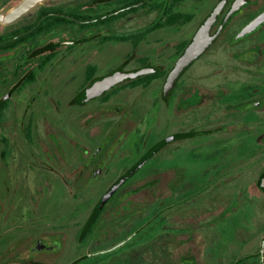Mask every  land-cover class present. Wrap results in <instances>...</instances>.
<instances>
[{
	"label": "flooded vegetation",
	"instance_id": "obj_1",
	"mask_svg": "<svg viewBox=\"0 0 264 264\" xmlns=\"http://www.w3.org/2000/svg\"><path fill=\"white\" fill-rule=\"evenodd\" d=\"M218 5L215 38L167 89ZM263 14L264 0H48L0 25V264H200L183 250L202 233L208 259L232 205L207 199L264 154V19L244 30Z\"/></svg>",
	"mask_w": 264,
	"mask_h": 264
},
{
	"label": "rangeland",
	"instance_id": "obj_2",
	"mask_svg": "<svg viewBox=\"0 0 264 264\" xmlns=\"http://www.w3.org/2000/svg\"><path fill=\"white\" fill-rule=\"evenodd\" d=\"M17 1L18 0H11L0 7V9L13 5ZM111 64H113V62H111ZM205 151L211 152L210 148L207 145L206 147H203L202 150H199L198 148V150L196 151L193 150L192 152L187 153L186 156L191 161L188 168L189 171L195 173L201 167L205 168L211 163V155H208V152L205 153ZM255 163V168L253 170H249V183H247V176L246 178L245 176H243V178L239 181L240 185L236 183L226 185L223 184V187H221V190H219V193L221 195L218 196V200L216 199L217 197L215 195L207 199L208 207H211L212 205H218V207H215V209H213L217 210L218 213L222 210H224L225 213L227 207H229L230 205H232L233 207L232 203H234V207H230V213L226 214L225 218L218 222L219 226L223 229V232L221 234V241L219 242L217 248L211 250L213 256L210 251L207 252L208 259H206L203 255V250L205 248L204 246H206L203 245V233H199L200 235L196 237V244L193 242L187 244L188 248H192V250H183L188 252L187 254H190L192 252L195 253L199 259L200 264H259L260 260L258 257V251L260 248L261 240L264 237V193L261 192L258 188L256 180H258V176L260 175V173L264 171V154H256ZM241 180L243 181V183H241ZM212 187V185L209 186L208 190H210ZM48 188L49 198L52 202L60 199V195L63 192L62 187H54L52 190H50L51 186H48L47 189ZM208 190L203 189L202 192L204 193V191ZM196 195H194L196 196L195 198L198 197V194ZM83 199H85V197L81 196L79 201L81 222L87 215V212L91 205L90 202ZM146 201L147 200L145 199V197H143V203H145ZM200 209L202 208H195L193 210V214L198 215ZM114 231L115 228L112 230V234H114ZM115 235L116 232L114 236ZM126 241L127 240H124L123 242L125 243ZM151 244L152 242L150 241L142 247L144 248ZM92 247L93 243L91 245V248ZM134 249L141 250V247H137L134 244L128 245L126 249L127 257L136 256L135 254L137 253V251H134ZM147 253L148 252H146L145 254L147 255ZM210 256L213 257V259Z\"/></svg>",
	"mask_w": 264,
	"mask_h": 264
},
{
	"label": "water",
	"instance_id": "obj_3",
	"mask_svg": "<svg viewBox=\"0 0 264 264\" xmlns=\"http://www.w3.org/2000/svg\"><path fill=\"white\" fill-rule=\"evenodd\" d=\"M47 0H18L13 5L4 7L0 9V25L9 24L21 17H23L28 11L35 8L37 5L45 2ZM220 6H216L213 11L206 17L203 23L198 27L195 34L190 39L188 45L184 49L183 53L177 59L173 69L168 74L166 79V88L168 89L173 85L176 78L179 76L181 71L189 65L195 58H197L213 41L216 33L211 34L210 28L211 24L216 17V12L219 10ZM264 19V14L262 16L257 17L249 26L245 27L244 30H248L254 27L258 22ZM145 70H140L135 73H126L125 75H110L102 79V81L98 82L96 85L92 86L91 90L96 92L95 90H99L100 88L107 87L114 82H116L119 78L124 77H136L142 73H145ZM260 185L264 188V176L260 180ZM259 264H264V237L261 240L260 248H259Z\"/></svg>",
	"mask_w": 264,
	"mask_h": 264
},
{
	"label": "trees",
	"instance_id": "obj_4",
	"mask_svg": "<svg viewBox=\"0 0 264 264\" xmlns=\"http://www.w3.org/2000/svg\"><path fill=\"white\" fill-rule=\"evenodd\" d=\"M258 257H259V251H258ZM259 259H260V257H259Z\"/></svg>",
	"mask_w": 264,
	"mask_h": 264
}]
</instances>
